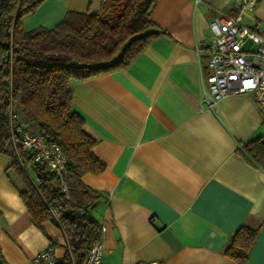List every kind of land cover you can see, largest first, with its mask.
I'll use <instances>...</instances> for the list:
<instances>
[{
	"label": "crops",
	"instance_id": "0c3cea01",
	"mask_svg": "<svg viewBox=\"0 0 264 264\" xmlns=\"http://www.w3.org/2000/svg\"><path fill=\"white\" fill-rule=\"evenodd\" d=\"M102 1L44 0L22 29H51L67 12L96 14ZM219 14L251 25L264 20V0H158L150 19L165 35L128 67L68 84L70 108L104 165L81 178L101 195L90 214L105 228L102 264H235L224 251L242 225L258 229L246 264H264V170L238 150L264 135V113L250 94L200 102L208 26ZM11 163L0 155V257L32 264L50 245L62 259V231L32 223Z\"/></svg>",
	"mask_w": 264,
	"mask_h": 264
},
{
	"label": "trees",
	"instance_id": "16d2710c",
	"mask_svg": "<svg viewBox=\"0 0 264 264\" xmlns=\"http://www.w3.org/2000/svg\"><path fill=\"white\" fill-rule=\"evenodd\" d=\"M43 1L0 0V155L12 161L10 167L19 182L14 185L32 223L41 228L50 222L62 231L65 253L57 264H85L92 243L100 237L101 225L90 209L101 195L81 178L103 172L104 165L93 154L95 141L83 131L82 119L70 108L68 84L128 67L151 40L165 32L150 19L158 0H103L96 14L67 12L51 29L24 31L23 18ZM73 61L81 66H71ZM14 114L27 131L44 135L63 150L66 195L58 177L12 138ZM238 150L264 170V135ZM257 232L240 226L224 256L235 264H246Z\"/></svg>",
	"mask_w": 264,
	"mask_h": 264
},
{
	"label": "built area",
	"instance_id": "2783aa9c",
	"mask_svg": "<svg viewBox=\"0 0 264 264\" xmlns=\"http://www.w3.org/2000/svg\"><path fill=\"white\" fill-rule=\"evenodd\" d=\"M251 6L254 0H240ZM210 40L206 55L207 74L202 81L201 104L208 107L217 104L230 94H250L264 113V20L251 25L242 22L240 16L219 14L209 22ZM10 134L23 150H30L35 162L46 166L59 179L60 190L67 194V159L61 147L42 134L27 131L17 116L10 117ZM100 237L92 243L85 264H102L103 247ZM32 264H57L52 246L36 253ZM135 264H161L144 261Z\"/></svg>",
	"mask_w": 264,
	"mask_h": 264
},
{
	"label": "water",
	"instance_id": "95a60500",
	"mask_svg": "<svg viewBox=\"0 0 264 264\" xmlns=\"http://www.w3.org/2000/svg\"><path fill=\"white\" fill-rule=\"evenodd\" d=\"M71 66H74V67H80L81 65L79 63H77L76 61H73L71 63ZM0 264H4V262L2 261L1 257H0Z\"/></svg>",
	"mask_w": 264,
	"mask_h": 264
}]
</instances>
